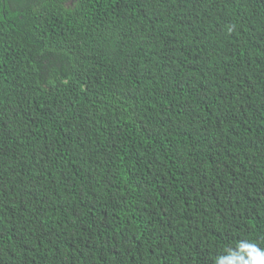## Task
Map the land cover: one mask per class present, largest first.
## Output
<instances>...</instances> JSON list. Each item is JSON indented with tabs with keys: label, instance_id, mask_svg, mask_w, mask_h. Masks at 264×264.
I'll return each mask as SVG.
<instances>
[{
	"label": "trees",
	"instance_id": "trees-1",
	"mask_svg": "<svg viewBox=\"0 0 264 264\" xmlns=\"http://www.w3.org/2000/svg\"><path fill=\"white\" fill-rule=\"evenodd\" d=\"M0 264H264V0H0Z\"/></svg>",
	"mask_w": 264,
	"mask_h": 264
}]
</instances>
